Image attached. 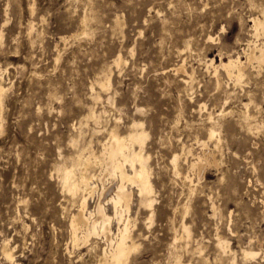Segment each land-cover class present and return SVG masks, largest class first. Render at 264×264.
Returning <instances> with one entry per match:
<instances>
[{
  "label": "rangeland",
  "instance_id": "1",
  "mask_svg": "<svg viewBox=\"0 0 264 264\" xmlns=\"http://www.w3.org/2000/svg\"><path fill=\"white\" fill-rule=\"evenodd\" d=\"M82 1L0 0V81L6 88L0 112V264L9 263L1 250L6 240L18 264L97 263L102 241L90 237L89 245H70L69 218L77 204L62 192L55 170L88 143L98 156L108 131L116 125L124 135L133 120L143 122L148 134L155 198L147 225L149 212L129 187L131 235L139 245L127 264H227L216 260L217 236L229 242L238 264H264V129H244L264 126V69L252 64L239 83L221 71L219 89L212 68L206 69L211 60L215 66L220 59L245 62L249 47L264 43L251 30L254 19L263 20L264 0ZM119 55L123 63L117 68ZM183 63L194 70L191 91L180 83L184 74L175 72ZM108 71L110 86L101 92L96 81ZM98 94L101 101L93 105ZM225 95L230 102L214 147L205 137L211 127L206 118L221 112ZM251 98L252 119L244 122L243 105ZM92 107L105 112L98 125L87 118ZM183 147L196 156L212 153L218 163L207 165L199 178L186 170L192 158ZM90 173L99 178L91 180L95 192L87 199L93 212L102 185L112 180L96 166ZM111 225L115 232L117 224ZM183 225L191 234L189 248L200 246L202 257L182 251L184 240H178L174 262L168 252ZM245 248L261 249V255L243 263Z\"/></svg>",
  "mask_w": 264,
  "mask_h": 264
},
{
  "label": "bare ground",
  "instance_id": "2",
  "mask_svg": "<svg viewBox=\"0 0 264 264\" xmlns=\"http://www.w3.org/2000/svg\"><path fill=\"white\" fill-rule=\"evenodd\" d=\"M261 9H262L261 11L263 15V20L254 19L253 26H251L252 27L251 30L253 31L254 35L257 38L261 36L264 37V8ZM84 16L86 17V15ZM83 24L85 26V21L83 22ZM29 25H30V31L32 32V23H30ZM254 35L252 37H254ZM27 40H30V38ZM257 44L258 45L249 47L248 51L246 52L244 51L245 52L244 57L246 58L245 62H242L240 57L234 59L229 58L227 62L220 59V63L215 66L214 60L211 61L207 60L208 63H206V69L208 70L212 68V73L215 78L214 84L216 85V88L219 89L222 85L221 80L219 79L221 71L224 72L228 80H235L237 83H239L246 78L245 76H247L246 75L247 68L252 64L257 63L258 68L260 70L264 69L263 68L264 43L261 44L257 43ZM122 63L123 61L120 55L113 62V64L117 68L121 66ZM188 70L189 69L187 70L185 69V65L183 63L175 72L177 73L181 72L184 74V78H182V81L180 83L191 91L192 85L195 81V77H194V70L193 69H190L189 71ZM252 70L254 71V69ZM2 73L3 71L0 70V80L2 77L1 76ZM109 73L110 71H108L103 76L99 77L96 81V84L101 92L108 91V88L110 86ZM5 90L6 88H4L3 84L0 81V112L1 113L3 111V110L1 111L2 95L5 96L3 94ZM225 96H224L225 100L223 99L224 101L222 102L221 112L217 114L215 117L213 113H209L206 118V121L208 122V124L211 125V127L207 129V132H205L206 133L205 137L208 142L211 141L214 142V147H219L220 145L222 126L218 122L219 119L225 116L224 113L227 110L224 109L226 106H228V103L230 102L229 96L228 97ZM252 99L253 98L249 99V102L243 105L244 112L242 113V118H243L242 120L244 122H247L252 119L251 116L252 113L249 111L250 107L254 104V101ZM92 101H93V105H96L98 102L101 101L100 95L98 94L96 97L93 98ZM107 101L108 102L110 101L109 97ZM199 109L200 111L204 110L205 106H199ZM137 111L140 112L139 110ZM104 113H105L104 111L98 113L92 107L89 109V114L87 118L93 121L95 125H98L101 116ZM229 113L230 111L226 115L228 116ZM231 122H234V120L233 121L231 120ZM237 122L239 123V121ZM245 126L244 129H247L249 134L250 133L256 134L258 131L264 129V126L260 124H249L246 128ZM231 127L232 126L230 127L228 126L230 130ZM0 128H1V118H0ZM143 128H144L143 122L140 121L138 122L133 120L127 126L126 133L124 135H120L116 132V125H115L111 130L108 131L104 141L99 143L101 150L98 156L93 151H90L89 149L90 143H88V145L85 148L83 147L82 149H78L76 151V156L69 158V163H68L69 165L63 163L62 165L56 167L55 170L56 177L58 179L62 192H65L70 197L71 201L73 202L75 201V203L77 204L76 212L74 211L75 212L74 215L69 218L68 233H69L70 245L73 247L79 244H86L89 241L90 237H94L102 241V247L99 251V254L97 253L98 257L96 254V257L98 259L96 264H127L128 263L127 260L128 257H130V254L136 251V249L138 248L139 244H137L136 241L133 240L131 235L132 230L130 228L131 220H130L129 211L131 210L130 204L134 196L133 191L129 188L130 186L136 189L135 193H136V197L138 198L139 207L149 212L150 217L148 219L147 225H150L152 221L151 217L153 213L155 191L150 181V168L147 163L149 154L147 153L145 148V140L148 134ZM80 137H81V133H79L78 136L72 140V144L74 146L78 144ZM202 147H205V145ZM185 149H186L185 147L182 148V153H185L186 156L192 158L191 162L189 161L190 163L188 164V168L186 170L198 173L197 174L198 177L202 174L204 168L205 167L207 168V165L214 166L215 164L218 163L217 159L214 157L212 153H207L206 151L207 154H204L202 156H196L197 154L194 155L192 150L187 149L186 151ZM178 158L179 156L175 155L171 160L173 175L175 176L180 174L177 167ZM92 166H96L97 169H99L100 174L102 173L105 177L107 178L109 177V179L112 180L110 186L106 187L105 185H102L93 212L89 211L88 209L87 199L91 196V194L95 192V187L92 186L93 179H99V178L94 174L90 173V168ZM187 178L188 177H185V179ZM108 207L111 209V215L108 214L107 212ZM213 212L214 215H217V209L215 207H213ZM112 221L115 222L118 226L115 232H113L111 228ZM140 237L143 236L140 235ZM173 239L174 241L171 244V248H169L170 251L168 252V255L170 258L174 259V262H177L179 260V254L175 250L176 249L175 246L176 247L178 246L176 244L178 240H184V243H182L183 245L180 246V249L182 251L185 250L190 253H196L198 256L202 257V248L200 246L195 247L193 250L189 248V241L191 240V234L189 232V229L185 225L182 226V236L179 238L175 235ZM93 245L94 246L92 249H95L96 243H94ZM13 249L14 248L11 247L9 241L6 240V243L3 245V248L1 250L3 252L4 258L6 259V261L9 262L8 264H18L15 261ZM215 249L217 253L216 260L225 261L227 262V264H238L237 258L235 254L232 252L229 242L226 241L224 238H221L220 236L216 237ZM253 249L251 248L241 249L240 260L243 263H249L259 258V256L261 255V249L260 250H253ZM202 260L206 261L203 258Z\"/></svg>",
  "mask_w": 264,
  "mask_h": 264
}]
</instances>
